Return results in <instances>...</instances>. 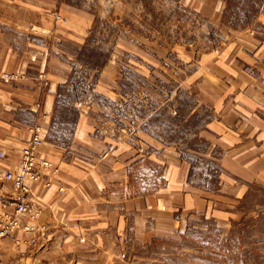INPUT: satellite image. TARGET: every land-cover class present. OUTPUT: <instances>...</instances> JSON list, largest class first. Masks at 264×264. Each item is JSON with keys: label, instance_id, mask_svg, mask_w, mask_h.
Segmentation results:
<instances>
[{"label": "rangeland", "instance_id": "rangeland-1", "mask_svg": "<svg viewBox=\"0 0 264 264\" xmlns=\"http://www.w3.org/2000/svg\"><path fill=\"white\" fill-rule=\"evenodd\" d=\"M57 2L52 27L46 28L20 24L0 0V61L6 50L16 55L12 63L8 61L12 70L23 68L30 57L35 65L30 44H37L44 54L75 64L71 84L60 90L50 139L64 145L69 142L77 115L71 107L75 99L78 106L91 110L99 133L123 140L137 149L139 157L156 155L154 164L144 161L130 167V194L159 186L161 162L180 154L189 163L187 180L193 188L219 195L213 212L189 218L181 238L166 241L164 249L158 243L139 249L137 253L149 259L129 262L264 264V180L249 184L237 202H226L227 195L218 188L229 173L212 159L222 149L208 148L205 140L221 134L207 126L212 118L221 117L219 107L247 104L243 92L236 94L243 89L231 82L228 64L235 60L244 64L238 33L246 30L259 1L229 0L218 19L202 16L182 0ZM60 3L67 15L59 10ZM77 14L86 26L83 44L81 38L62 34L61 28L70 26L67 20L72 16L75 21ZM27 73L3 70L0 79L32 75L46 81L43 70ZM219 220L224 224H218Z\"/></svg>", "mask_w": 264, "mask_h": 264}, {"label": "crops", "instance_id": "crops-1", "mask_svg": "<svg viewBox=\"0 0 264 264\" xmlns=\"http://www.w3.org/2000/svg\"><path fill=\"white\" fill-rule=\"evenodd\" d=\"M2 1L3 9L13 10L20 24L52 27L57 0ZM182 1L202 16L214 19L222 16L229 3V0ZM257 1L259 5L253 10L251 21L243 28L246 30L238 33L242 35L239 44L244 64H236L237 60L228 64L231 82L243 89L236 94L243 92L247 104L219 107L221 117L216 121L212 118L207 126L221 134L205 138L208 148L222 149L212 159L229 173L227 180L220 182L218 191L227 195L226 202L232 203L246 194L249 184L264 180V0ZM59 10L68 14L61 3ZM77 16L75 21L72 16L67 20L70 26H63L62 34L81 38L83 44L86 26ZM30 46L36 64H31L30 57L23 68L15 66V69L27 71L29 75L35 69L43 70L46 81L32 75L14 81L0 79V151L3 154L0 173L16 170L22 147L35 125L39 126L43 138L39 154L49 159L58 171L54 175L47 171L51 179L49 187L44 186V178L30 184L31 193L41 208L37 222L47 226L45 233L32 246L15 245V238H21L19 230L1 238L0 259L22 264H131L130 259H149L137 253L139 249L156 243L163 244L164 249L166 241L181 238L195 213L214 211L219 195L204 194L193 188L187 180L189 163L180 154L178 158L169 157L167 162H161L159 186L130 194V167L144 161L154 164L156 155L139 157L137 149L128 147L123 140L99 133L91 110L78 106L75 99L71 107L77 115L69 142L64 145L51 140L60 90L71 84L75 64L44 54L40 45ZM5 48L8 49L6 45ZM235 50L239 51L237 47ZM15 56L4 51L0 72L15 70L8 63ZM232 125L237 128L233 129ZM59 187L63 189L61 193ZM12 195L11 182L1 180L0 223L4 212L13 211L12 201L6 200H12ZM217 223L224 224L220 220Z\"/></svg>", "mask_w": 264, "mask_h": 264}, {"label": "built area", "instance_id": "built-area-1", "mask_svg": "<svg viewBox=\"0 0 264 264\" xmlns=\"http://www.w3.org/2000/svg\"><path fill=\"white\" fill-rule=\"evenodd\" d=\"M43 145V138L40 135V128L35 125L31 129V135L21 150V158L14 171L0 173V180L10 181L13 189V211L2 214L0 223V239L10 235L15 230L21 232V238H15V245L32 246L37 243L39 236L47 229L45 224H40L37 219L40 215L38 200L32 195L30 184L44 178V186L51 185V179L47 175L50 171L53 175L58 168L53 163L39 154ZM0 151V157H2ZM63 189L58 188L61 193ZM24 219V220H22ZM0 264H22L19 262Z\"/></svg>", "mask_w": 264, "mask_h": 264}]
</instances>
